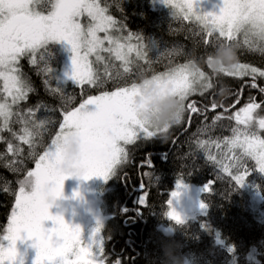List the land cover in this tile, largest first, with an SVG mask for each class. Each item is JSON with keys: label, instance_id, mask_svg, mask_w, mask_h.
I'll use <instances>...</instances> for the list:
<instances>
[{"label": "trees", "instance_id": "16d2710c", "mask_svg": "<svg viewBox=\"0 0 264 264\" xmlns=\"http://www.w3.org/2000/svg\"><path fill=\"white\" fill-rule=\"evenodd\" d=\"M152 2L99 0L100 5L107 8L106 14L117 21V26H124V35L133 33L143 37L148 55L154 61L152 71L145 74L162 72L186 62L188 56L181 52L204 55L213 49L211 43L205 45L197 25L174 18L170 7L155 9ZM45 8L46 3H43L40 9ZM238 40L241 44L239 61L264 71V54L249 50L243 43V35ZM104 57V62L93 63L101 75L105 63L112 71H122L120 61L109 54ZM61 61V51L53 43L37 53L35 64L28 55L21 57L18 67L30 82L32 91L26 99L12 105L13 115L6 129L0 122V244L4 247L8 245L3 239L4 230L15 208L20 182L26 178L27 171L35 169L38 156L59 131L63 112L78 107L88 95L114 90L117 83L108 80L102 88L90 85L81 88L73 83L59 85L55 76ZM139 63L143 65L142 61ZM204 71L211 74L206 67ZM139 76L133 65V72L119 83L130 84ZM213 80V89L203 96L189 98L204 109L202 114L197 112L189 117L186 111L182 121L166 134V142L159 134L150 140L141 137L135 144L126 146L129 162L100 187L99 206L105 221L101 229L104 264L117 261L120 264H165L170 241L179 243L183 264H264V172H260L256 161L249 157L239 162L243 165L239 171L249 173L246 183L257 192L254 196L260 198V208L254 209L252 194L218 168L210 159L209 149L213 143L231 140L234 129H245V125H238L235 119L228 117H234L250 101L261 104L254 113L253 126L259 138L264 139V129L258 126L259 118L264 117V92L260 91L264 88V77L258 73L255 78L222 75L213 76ZM223 84L229 86V94L221 100L217 93ZM253 84L256 86L252 87ZM213 102L224 107L213 109ZM29 109L35 111V122L44 124L40 135L35 137L34 148L19 139L24 135L23 121L29 119ZM28 127L32 128V124ZM9 144L12 152L8 151ZM180 179L203 189L210 185L201 195L209 208L204 214L177 225L166 212L167 201ZM26 191L30 194L32 188ZM142 196L146 197V207L140 203ZM162 227L172 232L165 234Z\"/></svg>", "mask_w": 264, "mask_h": 264}, {"label": "snow or ice", "instance_id": "6c2138e0", "mask_svg": "<svg viewBox=\"0 0 264 264\" xmlns=\"http://www.w3.org/2000/svg\"><path fill=\"white\" fill-rule=\"evenodd\" d=\"M162 2L175 10L174 18L197 25L204 36L205 45L211 43L214 49L228 43L240 48L238 37L243 35V43L249 50L264 54V0H223L219 14H198L195 10L198 0ZM42 3H46L44 10L40 9ZM106 13L107 8L102 7L99 0H0V80L4 81V90L11 97L12 104L26 99L32 91L30 82L18 67L20 58L28 55L31 63L35 64L37 53L41 49L46 50L50 42H67L71 45L74 58L70 79L81 88L84 85L102 88L108 80L117 82L114 90L88 95L78 107L63 112L59 131L43 154L38 156L35 169L27 171L26 178L20 182L15 208L4 230L3 239L8 241V246L0 244V264H24L17 244L27 241H32V247L37 250L34 264H104L103 239L99 235L102 226L95 230L91 240L85 242L79 227L69 225L62 215L51 212L49 198L62 199L65 181L73 178L63 171L62 141L72 130L79 137L81 156L75 167L82 172L76 178L90 180L102 177L107 181L129 162L130 153L126 146L135 144L141 137L150 140L160 134L158 129L146 126L137 118L134 98L139 93L135 82L119 83L126 74L133 72V65L138 74L143 75L152 71L154 61L148 55L143 37L133 33L124 35V26L118 27L117 21ZM85 14L90 18L86 29L80 23V18ZM100 33L105 35L101 36ZM105 52L121 62L122 71H112L110 65L105 63L103 75L98 72L89 57L94 55L95 63L99 64L105 61L106 58L101 55ZM133 52L135 59L131 57ZM257 73L264 77V71L239 62L231 72L209 74L201 70L199 74H194L189 64L184 62L167 67L162 72H152V75L165 81L162 84L164 94L171 89L173 94L184 100L183 119L186 111L189 117L193 113H203L204 109L198 108L197 102L189 98L203 96L213 89V76L255 78ZM260 91L264 92V88ZM89 106H95V109L89 111ZM218 106L224 107L215 102L211 105L213 109ZM260 108L261 104L250 101L234 117H228L235 119L238 125H245L243 131L234 129L233 138L225 142L230 145L229 153L235 149L241 150L240 154L235 155L240 169L243 165L239 161L243 156H248L256 161L259 171L264 172V139L259 138L253 126L254 113ZM12 115L11 105L0 103V117L4 120L5 129ZM28 117L23 121L24 135L19 139L34 148L35 137L40 135L39 130L44 128V124L35 122V111L32 109H29ZM29 123L32 128L28 127ZM188 123H191L190 119ZM258 126L264 129V117L259 118ZM8 151H13L11 144ZM248 174L246 170L238 171L233 176L235 184L243 187ZM29 187L32 188L30 194L26 191ZM185 187L183 179H180L177 191L172 192L171 199L167 201L166 215L177 225L184 224L186 220L176 211L173 201L180 197V190ZM209 187L207 184L203 191L207 192ZM140 203L146 207V197L142 196ZM200 208L207 211L209 205L202 200ZM48 221L54 227L46 228Z\"/></svg>", "mask_w": 264, "mask_h": 264}, {"label": "rangeland", "instance_id": "374dc122", "mask_svg": "<svg viewBox=\"0 0 264 264\" xmlns=\"http://www.w3.org/2000/svg\"><path fill=\"white\" fill-rule=\"evenodd\" d=\"M43 4V3H42ZM41 4V5H42ZM40 5V7H41ZM152 5L155 9H160L164 7H169L162 0H153ZM223 7V0H198L196 6V12L198 14H207L215 13L219 14L220 9ZM171 8V7H170ZM174 12L175 10L171 8ZM90 22V18L85 14L80 18V23L87 28ZM99 35L104 36V33ZM55 44L59 47L62 54V63L60 69L56 73V80L59 85L66 84H75V82L70 79L73 73V64L72 60L74 58V52L67 42H50V44ZM109 54L107 52L102 53L101 55ZM135 54L133 52L131 57ZM90 60L95 63V56L89 57ZM0 95L3 96V99L0 100V103L7 102L11 105V97L8 96L7 92L4 90V81L0 80ZM99 95V94H96ZM95 109V106H89V111ZM0 122L4 126V120L0 117ZM229 141V140H228ZM224 142L213 143L209 149L212 152L213 162L218 166L220 170L226 172V174L235 176L239 171L238 162L235 159V155L240 154V149L233 150L232 153H229L230 145ZM219 144V147H217ZM248 156H243L242 159ZM251 158V157H249ZM252 159V158H251ZM254 160V159H253ZM212 161V160H211ZM255 161V160H254ZM240 162V161H239ZM227 169V170H226ZM106 181L102 177H93L90 180H83L76 177L68 179L65 181L64 185V196L61 200L58 201V206L51 209L53 215H62L65 221L74 227L81 226L87 222H92L90 228H86L87 233L82 234V238L85 242L91 240L93 233L97 229L98 220L104 219L102 208L99 204V189L102 187ZM186 187L181 189V195L178 199L173 201V206L176 211L180 213L186 221L191 217L204 214L205 210L200 208V203L202 201L201 195L203 193V187L197 184H190L183 182ZM243 188L247 189L249 193L253 196V207L254 209L260 208V198L259 196H254L257 192L250 187L249 184L245 183ZM174 191H177V184L174 187ZM171 199V194H170ZM46 228H52L54 225L51 221L45 223ZM163 233L170 234L172 231L168 228H161ZM100 235V234H99ZM8 242V241H7ZM32 241L19 242L17 248L21 254V257L24 261V264H34L36 259L37 250L32 247ZM8 245H6L7 247Z\"/></svg>", "mask_w": 264, "mask_h": 264}, {"label": "clouds", "instance_id": "9594fccd", "mask_svg": "<svg viewBox=\"0 0 264 264\" xmlns=\"http://www.w3.org/2000/svg\"><path fill=\"white\" fill-rule=\"evenodd\" d=\"M188 56L186 62L189 69L194 74H199L206 67L213 73L221 74L225 71L231 72L239 64V51L234 45L225 43L212 49L204 55H198L195 52L183 53ZM165 81L157 79L154 75L143 74L135 81L138 95L134 98L137 118L144 122L146 126L160 131V138L166 142V131L178 125L183 115L184 100L169 89L164 94L162 84ZM218 96L221 100L226 99L229 94V86L223 84L218 89ZM62 150L64 156L63 171L70 177H77L82 170L75 167L76 162L81 156V146L79 137L75 130L62 141ZM61 199L49 198V204L52 208L58 206ZM51 208V209H52ZM165 264H183V258L180 255V245L176 241H170L168 253L165 258Z\"/></svg>", "mask_w": 264, "mask_h": 264}, {"label": "flooded vegetation", "instance_id": "af4514ba", "mask_svg": "<svg viewBox=\"0 0 264 264\" xmlns=\"http://www.w3.org/2000/svg\"><path fill=\"white\" fill-rule=\"evenodd\" d=\"M140 166V165H139ZM111 222H114V221H111ZM105 223V221L103 222V220H98L97 222V228L100 227V226H103ZM125 225V223H122V226ZM90 226H92V222H87L86 224H82L81 226H77L79 227L81 230H82V234L84 233H87L86 231V228H90ZM102 229V228H101ZM100 237H102L101 235V231H100Z\"/></svg>", "mask_w": 264, "mask_h": 264}]
</instances>
